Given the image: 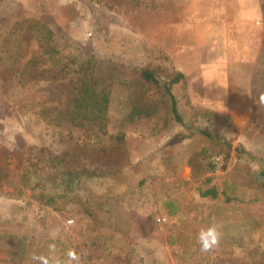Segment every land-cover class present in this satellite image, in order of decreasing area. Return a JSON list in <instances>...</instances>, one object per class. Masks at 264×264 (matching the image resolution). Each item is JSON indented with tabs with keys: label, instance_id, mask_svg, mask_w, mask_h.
I'll return each mask as SVG.
<instances>
[{
	"label": "rangeland",
	"instance_id": "rangeland-1",
	"mask_svg": "<svg viewBox=\"0 0 264 264\" xmlns=\"http://www.w3.org/2000/svg\"><path fill=\"white\" fill-rule=\"evenodd\" d=\"M35 22L61 51L75 47L96 62L109 98L100 118L81 126L53 120L78 89L48 82L50 71L32 65L43 48L29 30ZM143 68L160 79L184 75L196 126L217 116L211 129L232 147L227 160L168 119L163 90L139 78ZM261 93L264 0H0V156L8 163L0 173V264H35L32 254L48 255L53 242L57 255L74 248L82 264H264ZM51 164L80 174L64 198V188L49 189ZM64 178L73 180H57ZM211 189L217 197L202 195ZM126 215L129 231L108 253L96 222L114 229ZM212 224L220 244L201 253L197 233Z\"/></svg>",
	"mask_w": 264,
	"mask_h": 264
},
{
	"label": "trees",
	"instance_id": "trees-1",
	"mask_svg": "<svg viewBox=\"0 0 264 264\" xmlns=\"http://www.w3.org/2000/svg\"><path fill=\"white\" fill-rule=\"evenodd\" d=\"M29 30L33 32L32 35L34 34L36 36V39L42 43L41 46L43 47L39 59L32 62L35 69L41 74L48 73L47 70H49L48 82L74 81L73 85L78 89L77 97L73 100L70 107L53 118L56 124L81 126L86 121L100 118L103 109L108 105L109 98L108 89L99 86L94 77L96 62L93 59H82L75 47H68L66 51H61L53 43L52 40L55 38L51 30L46 26L35 22L29 27ZM137 74L144 83L162 88L163 94L167 99L168 119L184 127L188 131V135H202L205 140L213 143L214 147H218L217 152L224 154L225 160L229 158L233 149L230 144L223 142L226 136L219 130L216 133L211 129V124L217 119V116H210L206 127L203 129H199L196 126L199 115L194 114L189 106L188 97L185 94L186 81L182 73L173 72L166 79H160L153 70L143 68L139 69ZM223 120L227 121V118L223 117ZM234 151L249 155L239 148L234 149ZM7 164L4 157L0 156V173L3 172L4 166ZM68 173L73 177L72 181H68L65 178L57 180L58 176ZM79 175V173H75L69 166L61 167L51 164L50 175L46 180L50 182L49 189L54 188V190H62L63 192L64 188L63 193L59 192L60 197L64 198V196L72 192L76 187L75 185L79 183ZM260 175L264 177V172H261ZM34 183L35 188L45 189L46 187L43 182ZM258 183L264 189V181ZM202 195L215 198L217 197V192L211 189L202 193ZM44 202L46 204L49 203L47 199ZM54 206L56 209H59L58 205ZM175 211L176 207L173 206L170 214L173 215Z\"/></svg>",
	"mask_w": 264,
	"mask_h": 264
},
{
	"label": "clouds",
	"instance_id": "clouds-1",
	"mask_svg": "<svg viewBox=\"0 0 264 264\" xmlns=\"http://www.w3.org/2000/svg\"><path fill=\"white\" fill-rule=\"evenodd\" d=\"M260 100L264 103V93H261ZM71 223V221H69ZM222 233L219 226L216 224L202 227L197 233V243L201 253L212 252L220 244ZM48 255L33 253L31 260L35 264H82L80 254L74 249L69 248L64 253L62 258L57 255V245L53 243L48 244Z\"/></svg>",
	"mask_w": 264,
	"mask_h": 264
},
{
	"label": "crops",
	"instance_id": "crops-1",
	"mask_svg": "<svg viewBox=\"0 0 264 264\" xmlns=\"http://www.w3.org/2000/svg\"><path fill=\"white\" fill-rule=\"evenodd\" d=\"M125 218L126 219H124V226H122L121 224V226L120 227H117V228H114L113 229V227L111 226V225H109V224H107V223H105V222H101V221H98L97 220V222H96V226H95V228H97V230L95 231V238H96V240H101L100 242H98L97 244H99V243H103V242H105V241H108V244H107V247L109 248L107 251H108V253H109V250L111 251V247H113V246H115V244L113 243L114 241H117L118 240V237H120V236H122L123 234H125L127 231H129V222H128V220H129V216L128 215H126L125 216ZM92 219H91V216L90 215H88V216H85L84 218H83V222H82V226L84 227V228H88V225L87 224H85L84 222H87V221H91ZM93 225V223L91 222V225H89V227H91ZM93 227H94V225H93ZM112 227V228H111ZM100 229V230H99ZM80 232H81V229H78ZM99 231V232H98ZM90 232H92V230L90 229ZM99 234V235H98ZM97 236V237H96ZM104 239V240H103ZM91 241V243H92V239L90 240ZM80 243V241H79V239H74V243ZM109 242H110V244H109ZM81 244V243H80ZM106 248V247H105ZM91 263H94V264H104L103 262H102V259H97V258H93L91 261H90V264ZM105 264H109L108 262L107 263H105Z\"/></svg>",
	"mask_w": 264,
	"mask_h": 264
},
{
	"label": "built area",
	"instance_id": "built-area-1",
	"mask_svg": "<svg viewBox=\"0 0 264 264\" xmlns=\"http://www.w3.org/2000/svg\"><path fill=\"white\" fill-rule=\"evenodd\" d=\"M70 221H71V220H70ZM158 222H159L160 224L165 223V222H166V219H165V218H161V219L158 220ZM66 223H67V224H71L72 221H71V223H69V221H67Z\"/></svg>",
	"mask_w": 264,
	"mask_h": 264
}]
</instances>
